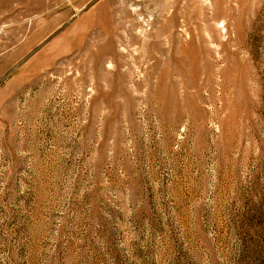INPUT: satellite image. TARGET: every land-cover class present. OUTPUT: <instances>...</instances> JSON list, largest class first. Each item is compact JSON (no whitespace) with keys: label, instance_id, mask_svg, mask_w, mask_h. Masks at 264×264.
<instances>
[{"label":"rangeland","instance_id":"1","mask_svg":"<svg viewBox=\"0 0 264 264\" xmlns=\"http://www.w3.org/2000/svg\"><path fill=\"white\" fill-rule=\"evenodd\" d=\"M0 264H264V0H0Z\"/></svg>","mask_w":264,"mask_h":264}]
</instances>
